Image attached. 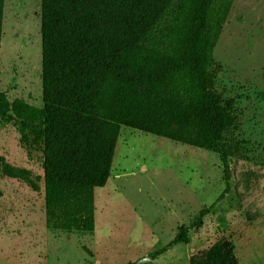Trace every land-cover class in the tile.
Segmentation results:
<instances>
[{
  "label": "trees",
  "instance_id": "obj_1",
  "mask_svg": "<svg viewBox=\"0 0 264 264\" xmlns=\"http://www.w3.org/2000/svg\"><path fill=\"white\" fill-rule=\"evenodd\" d=\"M232 1L40 0L42 105L0 91V120L12 121L24 146L41 154L47 228L94 229V189L107 182L121 126L213 150L223 167L221 194L151 257L202 225L229 191L224 133L234 100L215 89L212 52ZM0 173L40 191L29 169L0 158ZM189 264L238 262L221 238Z\"/></svg>",
  "mask_w": 264,
  "mask_h": 264
},
{
  "label": "rangeland",
  "instance_id": "obj_2",
  "mask_svg": "<svg viewBox=\"0 0 264 264\" xmlns=\"http://www.w3.org/2000/svg\"><path fill=\"white\" fill-rule=\"evenodd\" d=\"M212 58L215 89L234 100L229 191L186 242L151 257L224 190L215 151L121 126L110 175L94 189V229H50L41 154L0 120V158L41 178L37 192L0 173V264H189L221 238L238 264H264V0L232 1ZM0 91L42 105L40 0L4 1Z\"/></svg>",
  "mask_w": 264,
  "mask_h": 264
},
{
  "label": "bare ground",
  "instance_id": "obj_3",
  "mask_svg": "<svg viewBox=\"0 0 264 264\" xmlns=\"http://www.w3.org/2000/svg\"><path fill=\"white\" fill-rule=\"evenodd\" d=\"M114 164V163H113Z\"/></svg>",
  "mask_w": 264,
  "mask_h": 264
}]
</instances>
